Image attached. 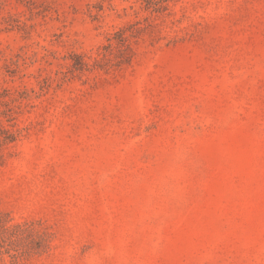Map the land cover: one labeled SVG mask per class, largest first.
<instances>
[{
	"label": "rangeland",
	"instance_id": "1",
	"mask_svg": "<svg viewBox=\"0 0 264 264\" xmlns=\"http://www.w3.org/2000/svg\"><path fill=\"white\" fill-rule=\"evenodd\" d=\"M160 2L0 0V264H264V0Z\"/></svg>",
	"mask_w": 264,
	"mask_h": 264
},
{
	"label": "trees",
	"instance_id": "2",
	"mask_svg": "<svg viewBox=\"0 0 264 264\" xmlns=\"http://www.w3.org/2000/svg\"><path fill=\"white\" fill-rule=\"evenodd\" d=\"M168 0H161V2L159 3V4H162V3H166ZM159 4H157V5H159ZM36 243H38V245H40L39 247H42L43 245H45V240L44 239H41L39 242H36ZM34 250L32 249V248H30V247H28L26 250H25V252H23V254H28V253H31V252H33Z\"/></svg>",
	"mask_w": 264,
	"mask_h": 264
}]
</instances>
